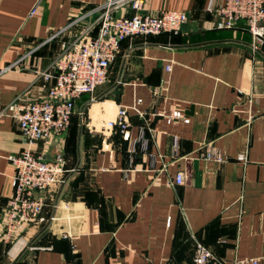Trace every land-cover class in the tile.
<instances>
[{
    "label": "crops",
    "instance_id": "obj_1",
    "mask_svg": "<svg viewBox=\"0 0 264 264\" xmlns=\"http://www.w3.org/2000/svg\"><path fill=\"white\" fill-rule=\"evenodd\" d=\"M102 3L0 0V72L14 66L0 75V264H189L196 242L228 264L263 256L264 43L253 47L243 21L216 27L225 0H147L146 13L188 21L177 35L124 41L107 84L77 100L69 130L32 148L46 159L64 153L65 182L39 195L44 221L6 239L8 158L26 144L1 112L20 97L46 98L53 82L41 74L84 31L98 35ZM119 106L129 112L126 136L102 128ZM174 111L188 123L168 124ZM141 135L147 148L133 153ZM209 148L224 161L200 159Z\"/></svg>",
    "mask_w": 264,
    "mask_h": 264
},
{
    "label": "built area",
    "instance_id": "obj_2",
    "mask_svg": "<svg viewBox=\"0 0 264 264\" xmlns=\"http://www.w3.org/2000/svg\"><path fill=\"white\" fill-rule=\"evenodd\" d=\"M146 4L147 0H103L96 9L99 13L98 35L91 37L88 36V31H84L68 44L54 61V72L41 74L45 83L53 82V85L47 88L46 98L28 101L20 97L2 110L1 116L18 122L26 144L20 154L8 158L15 173L12 178L13 194L6 210L7 240H13L18 232L31 223L44 221L42 215L45 202L39 195L65 182L67 170L64 153L59 152L53 159H46L37 155L32 148L38 143L64 135L69 130L77 100L84 95H94L99 88L107 84L111 66L124 41L165 33L177 35L188 21L187 14L179 11L164 10L158 15L148 14L145 12ZM36 10L37 6L33 8L31 15H34ZM207 11H214L211 3ZM215 14L220 18L216 24L218 29H231L236 23L243 21L250 33L253 47L264 43V0H225L223 7L215 11ZM79 21L75 20L66 29L76 26ZM13 67L2 70L0 75ZM170 70V65L166 66V71ZM177 121L188 123V119L183 118L180 111H174L166 117L168 124ZM130 127L129 112L122 106L116 107L114 113L102 123V128L106 131H118L124 136L129 133ZM139 143L147 148L144 136L141 135L132 142L133 153ZM173 148L177 150V140H174ZM199 158L206 161H224L223 154L214 148L200 150ZM237 160L245 164L246 153L239 154ZM183 182L184 176L177 174L174 185L180 186ZM260 262H264V255L229 264ZM189 264L228 263L219 260L204 244L196 242Z\"/></svg>",
    "mask_w": 264,
    "mask_h": 264
},
{
    "label": "water",
    "instance_id": "obj_3",
    "mask_svg": "<svg viewBox=\"0 0 264 264\" xmlns=\"http://www.w3.org/2000/svg\"><path fill=\"white\" fill-rule=\"evenodd\" d=\"M119 16H120V14L117 15V17H119Z\"/></svg>",
    "mask_w": 264,
    "mask_h": 264
}]
</instances>
